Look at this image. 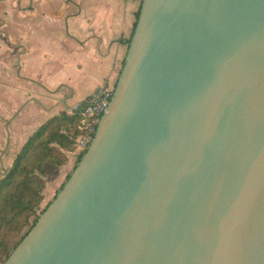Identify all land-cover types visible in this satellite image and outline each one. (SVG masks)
<instances>
[{"label": "water", "instance_id": "obj_1", "mask_svg": "<svg viewBox=\"0 0 264 264\" xmlns=\"http://www.w3.org/2000/svg\"><path fill=\"white\" fill-rule=\"evenodd\" d=\"M3 264H264V0H142L92 141Z\"/></svg>", "mask_w": 264, "mask_h": 264}, {"label": "crops", "instance_id": "obj_2", "mask_svg": "<svg viewBox=\"0 0 264 264\" xmlns=\"http://www.w3.org/2000/svg\"><path fill=\"white\" fill-rule=\"evenodd\" d=\"M141 2L0 0L2 168L48 120L115 88Z\"/></svg>", "mask_w": 264, "mask_h": 264}, {"label": "trees", "instance_id": "obj_3", "mask_svg": "<svg viewBox=\"0 0 264 264\" xmlns=\"http://www.w3.org/2000/svg\"><path fill=\"white\" fill-rule=\"evenodd\" d=\"M139 14L140 10L137 13V19ZM80 119V114L74 111L71 114L53 117L41 125L22 146L12 166L0 177V251L4 255L2 264L36 224L40 215L70 177L71 174L61 185L55 197L45 208L37 212L43 199L41 193L44 187L43 175L48 172L49 167L64 162L65 156L61 149L75 146V136ZM83 154L84 152L78 155V162ZM61 156L63 161L59 158ZM33 215L34 218L28 229L9 249L5 240V232L20 230ZM0 256L2 257V254Z\"/></svg>", "mask_w": 264, "mask_h": 264}, {"label": "rangeland", "instance_id": "obj_4", "mask_svg": "<svg viewBox=\"0 0 264 264\" xmlns=\"http://www.w3.org/2000/svg\"><path fill=\"white\" fill-rule=\"evenodd\" d=\"M65 132H68L65 130ZM64 152V162L57 164L48 168V172L43 175L44 187L41 190L43 199L39 205L37 212H40L45 206L55 197L61 185L67 180L69 174H71L78 163V155L76 153V145L70 146L68 148L61 149ZM63 161L62 156L59 157ZM14 162V161H13ZM13 164V163H12ZM12 166V165H11ZM10 166V167H11ZM1 167V166H0ZM9 167V168H10ZM8 168V169H9ZM8 170L0 168V177L3 176ZM34 215L29 218L27 223L19 230H13L10 232H5V240L8 243V248L11 249L13 245L19 240L21 235L28 229L30 223L32 222ZM2 257L0 256V264H2L4 255L0 251Z\"/></svg>", "mask_w": 264, "mask_h": 264}, {"label": "built area", "instance_id": "obj_5", "mask_svg": "<svg viewBox=\"0 0 264 264\" xmlns=\"http://www.w3.org/2000/svg\"><path fill=\"white\" fill-rule=\"evenodd\" d=\"M113 92L114 89L108 86H102L98 94L86 98L76 106L75 111L81 116L80 122L77 126V134L75 136L77 155L85 152L92 141L98 123L102 115L108 109V104L113 96Z\"/></svg>", "mask_w": 264, "mask_h": 264}]
</instances>
